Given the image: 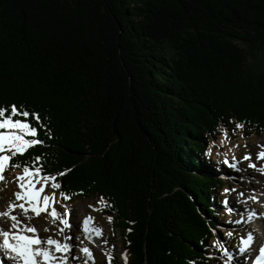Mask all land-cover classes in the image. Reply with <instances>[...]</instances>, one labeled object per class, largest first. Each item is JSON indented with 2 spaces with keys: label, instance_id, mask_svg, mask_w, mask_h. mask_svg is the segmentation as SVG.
I'll return each instance as SVG.
<instances>
[{
  "label": "trees",
  "instance_id": "trees-1",
  "mask_svg": "<svg viewBox=\"0 0 264 264\" xmlns=\"http://www.w3.org/2000/svg\"><path fill=\"white\" fill-rule=\"evenodd\" d=\"M10 105L45 126L11 163L42 157L59 194L97 199L131 230L127 264H215L232 218L213 146L264 140V0H0Z\"/></svg>",
  "mask_w": 264,
  "mask_h": 264
},
{
  "label": "snow or ice",
  "instance_id": "snow-or-ice-1",
  "mask_svg": "<svg viewBox=\"0 0 264 264\" xmlns=\"http://www.w3.org/2000/svg\"><path fill=\"white\" fill-rule=\"evenodd\" d=\"M29 117L31 120L28 119ZM38 127H45L38 113L30 114L27 110H18L15 105H10L8 109L0 106V181H4L3 174L10 167L21 169L20 173L13 177L18 188V191L13 195L15 201L20 203L9 202L4 210H0V261L3 264H70L69 256L74 245L68 242L71 239L70 236L63 235L64 228H60L56 233L61 236L59 240L51 236L42 238L30 223L33 216H40L41 213L46 212L50 207L49 202L53 201V196L43 194L45 185L51 181L50 188L53 191L61 188V184L55 182L56 175L42 173L40 166L42 157L39 156L34 157L31 163L19 161L11 163L14 157L22 156L30 147L44 144V141L38 138ZM242 127L241 123L236 124V129ZM48 138H51L50 133ZM258 147L261 150L256 154V160L264 161V146L258 145ZM205 155H210V149ZM242 160H249L248 168L264 175V163L260 166L253 164L247 154L242 157ZM223 164L233 171H242L238 168L235 158L231 162L225 158ZM66 171L57 175L63 176ZM37 184L40 185L38 188ZM232 191L235 189H225L226 194ZM78 194L81 193L76 195ZM238 195L243 197V193ZM60 197L64 201L70 199V196L63 191L60 192ZM249 200L252 203H257L258 197L256 194H252L243 201L238 199L237 203L247 204ZM224 203L227 204V200ZM105 206L110 207V205ZM261 206L264 207V204ZM16 209H19V212H16ZM67 214L66 210L64 215ZM48 215L53 221L59 219L61 225L69 227L68 221L60 217L56 211L48 212ZM244 215L246 216L245 223H251L258 218L255 210L251 209H245ZM259 215L264 216V213ZM90 219V217L84 219L82 228L85 239L89 240L93 234L97 237L101 234L100 228L89 225ZM235 223L239 224L241 221L238 220ZM44 231H48V229L45 228ZM212 231L215 233L216 230ZM227 237L231 238L232 232H228ZM210 247L220 252V255L225 258V264H264V242L256 244L253 231H248L245 236L239 239L238 243L234 245L235 252L219 240ZM77 251L79 255L71 256V264H81V262L89 264L90 261H93L92 253L88 247H79ZM124 264H127L126 256Z\"/></svg>",
  "mask_w": 264,
  "mask_h": 264
},
{
  "label": "rangeland",
  "instance_id": "rangeland-1",
  "mask_svg": "<svg viewBox=\"0 0 264 264\" xmlns=\"http://www.w3.org/2000/svg\"><path fill=\"white\" fill-rule=\"evenodd\" d=\"M258 145L264 146V140L252 138L244 140L239 146L237 145L238 148L234 147L229 153H227L229 150L225 146H213V150L219 154L221 161H224V159L227 158L228 161L231 162L233 158H235L238 162V168L242 169V171H233L231 168L225 166L226 169L222 168L221 170V181L223 182V180H225L227 184L224 185V188L235 189V191L227 193L226 200L227 203L232 205L229 206V208L234 209L235 207L236 209L228 210L226 213L229 216H233V219H230L231 227L225 229L222 226H215V233L212 231L214 237L212 240H214V244L218 240L223 242L221 235L224 231L228 230V232H232L231 239H226L227 243H223L233 252H235L234 245L237 244L239 239L242 236H245L248 231H253L254 237L256 235V244L260 243L262 240V236L260 234L264 229V216H260L259 213L255 211L258 214V218L254 219L251 223L244 222L246 220V216L244 215L245 209L254 210V206H258L261 202V204H264V175L248 168V163L250 162L249 160H242V157L247 154L251 158V162L253 164L260 166L264 163V161L256 160V154L261 150ZM229 169H231V173H229ZM14 176L15 175H4V181H0V210H4L9 202H15L17 204L20 203L19 201H15V197L13 195L14 192L18 191L16 183L13 181ZM231 177H234L235 179H232ZM50 183L51 181L45 185V191L43 194L53 196L56 190L53 191L50 188ZM39 186V184L36 185L37 188ZM240 193H243V197L238 195ZM252 194L257 195V203H252L251 200H249L247 204L242 202L237 203L238 199L243 201ZM222 199L223 198L220 199V203L222 202ZM49 203L50 207L46 212L41 213L40 216H33L30 221L31 225L37 229L38 235L42 238H48L51 236L59 240L61 239V236H58L56 233L60 228H64L63 235L70 236L71 239L68 242L74 245L70 256L79 255L77 249L79 247L86 246L90 249L93 257V261H90L89 264H102L101 262L105 255H110V251H113L119 259H123L127 256L122 244L123 233L121 232L125 230V234L127 236L131 230L127 228L119 230V226L116 223L112 227L111 224H109V221L104 218V214H102L100 207L97 206L94 199H81L76 203L69 204V206L62 208L56 207L52 201ZM212 208H219L217 200L214 201V206ZM53 210L56 211L60 217L68 221L69 227L61 225L59 223V219L56 221L52 220V218L48 215V212ZM66 210L68 215H64ZM16 212H19V209H16ZM86 217L91 218L89 221V225L91 227L101 229V234L98 237L93 234L91 240L85 239L82 231L83 226H81V224H83ZM259 218L262 220L260 221L259 229H256L254 225L259 222ZM238 220H240L241 223H235ZM45 228H47L48 231H44ZM237 232L238 234L236 235ZM77 237H79V239H77ZM215 255V264H225V258L220 255V252H217ZM209 262L211 261L209 260Z\"/></svg>",
  "mask_w": 264,
  "mask_h": 264
},
{
  "label": "bare ground",
  "instance_id": "bare-ground-1",
  "mask_svg": "<svg viewBox=\"0 0 264 264\" xmlns=\"http://www.w3.org/2000/svg\"><path fill=\"white\" fill-rule=\"evenodd\" d=\"M262 203V202H261ZM259 204L258 206H254L253 208H254V210L257 212V213H259V214H262V213H264V207H262L261 205L262 204ZM223 204H225L224 202H223ZM227 205H229V206H232V205H230L229 203H227ZM234 209H236L235 207H234ZM262 219L261 218H259L258 219V223H255V227H256V229H259V227H260V221H261ZM254 222H256V221H254ZM262 229V228H261ZM261 231V230H260ZM258 234V233H257ZM261 236H262V241L261 242H263L264 241V229L261 231V234H260ZM224 236V235H223ZM255 237H256V235H255ZM227 243V242H226ZM256 243V242H255ZM255 246V245H254Z\"/></svg>",
  "mask_w": 264,
  "mask_h": 264
}]
</instances>
